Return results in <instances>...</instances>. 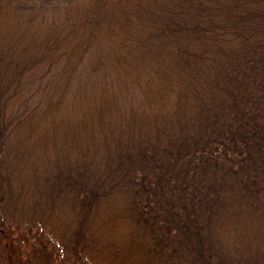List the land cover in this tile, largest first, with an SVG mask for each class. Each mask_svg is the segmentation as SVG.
Returning a JSON list of instances; mask_svg holds the SVG:
<instances>
[{"label":"trees","instance_id":"1","mask_svg":"<svg viewBox=\"0 0 264 264\" xmlns=\"http://www.w3.org/2000/svg\"><path fill=\"white\" fill-rule=\"evenodd\" d=\"M91 56L112 87L61 116ZM0 227L68 264H264V0H0Z\"/></svg>","mask_w":264,"mask_h":264},{"label":"rangeland","instance_id":"2","mask_svg":"<svg viewBox=\"0 0 264 264\" xmlns=\"http://www.w3.org/2000/svg\"><path fill=\"white\" fill-rule=\"evenodd\" d=\"M94 61V56L89 57L83 67L79 69V73L75 76L77 81L73 83L70 92L66 96L67 100L63 103L59 112L61 116L73 118L72 116L75 113L77 114V111L80 110L79 95L88 82L93 84L96 81L91 89H96L97 92L101 90V86L104 84L112 87V83H109L111 76L102 82L98 81L96 73L93 71L98 63H94ZM61 68L60 62L51 66L38 67L28 80L32 82V86L35 82L44 81L45 92L40 94H51V90L56 88L55 84H61V76H59V72L62 71ZM101 73L102 69L98 71V74ZM34 90L37 89L34 88ZM3 230H5V233H0V264H68L66 256L51 247L44 237L35 238V241H25V239L22 241L13 229L0 227V231Z\"/></svg>","mask_w":264,"mask_h":264}]
</instances>
